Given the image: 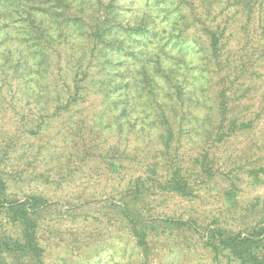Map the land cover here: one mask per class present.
<instances>
[{"label":"trees","instance_id":"16d2710c","mask_svg":"<svg viewBox=\"0 0 264 264\" xmlns=\"http://www.w3.org/2000/svg\"><path fill=\"white\" fill-rule=\"evenodd\" d=\"M119 1L0 0V73L20 77L32 88L35 106L39 105L35 117L38 122L27 129L29 134L37 132L53 102V113L63 114L79 104L89 90L102 93L98 126L109 125L110 122L104 125L103 119L112 116L114 123L110 126H117L118 131L124 127L133 131L139 124L145 131L157 130L162 171L157 170L159 163L155 162L146 176H137L123 187L120 202L115 203L147 259L149 239L171 230H198L192 217H153L145 209L149 205L146 200L156 192L196 197L173 154L177 153L181 138L204 144L195 162L204 174L211 176L214 169L208 158V140L222 141L236 129L253 126V120L237 123V119H230L227 132L220 131L227 114L223 90L214 111L218 123H212L213 106L207 101V86L213 74L221 75L225 62L220 59L224 48L222 33L210 20L215 22L216 15L229 5L240 6L249 18L257 5L264 24V0H201L204 9L199 14L191 11L187 0H126L127 13L118 18V10L123 7ZM139 1L145 8L137 7ZM213 4H217L216 9ZM201 15L210 23L205 24ZM191 28H200L207 43L191 33L185 35ZM122 33L134 40L125 42ZM243 70V66L239 68L241 74ZM171 113L180 114L176 125L179 139L169 120L174 116ZM6 154V150L0 152V165ZM109 166L117 171L120 164L112 161ZM260 172L264 173L263 167L247 171L252 183L261 180ZM5 174L0 168V214L17 227V234L0 233V257L13 264H47L37 239V227L48 201L40 194H29L24 199L11 197ZM226 195L232 201L234 191L228 190ZM204 236V246L216 259L224 257L234 264H264V224L246 232H231L214 225L205 229Z\"/></svg>","mask_w":264,"mask_h":264},{"label":"rangeland","instance_id":"374dc122","mask_svg":"<svg viewBox=\"0 0 264 264\" xmlns=\"http://www.w3.org/2000/svg\"><path fill=\"white\" fill-rule=\"evenodd\" d=\"M187 1L194 14L203 11L201 0ZM119 2L123 7L117 15L123 18L128 4L126 0ZM137 7L145 8V4L139 1ZM182 7L188 10L185 4ZM259 12L256 5L247 18L240 6L229 5L216 15L215 22L210 20L222 33L220 59L225 62L221 75L213 74L207 86L212 115L223 90L227 114L220 131L227 132L230 119H237V123L253 120V126L236 129L222 141L208 140V158L214 169L211 176L195 162L204 144L181 138L173 154L196 197L156 192L146 200L149 205L145 209L153 217H192L198 230H171L149 239L147 259L115 203L120 202L123 187L137 176H146L155 162L159 163L157 170L162 171L157 130L145 131L139 124L133 131L125 127L118 131L117 126H110L114 123L112 116H104L103 124L110 122L109 125L98 126L102 93L89 90L69 112L54 114L53 102L40 128L29 134L27 129L38 122L35 117L39 105L35 106L32 88L20 77L0 73V152L7 151L0 168L7 173L4 179L11 197L24 199L29 194H40L48 201L37 227L47 264H234L224 257L214 258L204 246V231L217 225L231 232H246L264 224V173H259L261 180L256 183L247 173L252 168H264V24ZM204 17L201 15V20L210 23ZM190 33L207 43L200 28L188 29L185 35ZM122 36L127 43L134 40L124 33ZM60 67L64 68L63 59ZM67 79L72 91L68 76ZM179 115L169 118L177 139ZM217 119L215 114L213 125H217ZM112 161L120 164L117 171L109 166ZM228 190L234 191L232 201L227 199ZM0 233L17 234V227L7 223L1 214ZM13 263L0 257V264Z\"/></svg>","mask_w":264,"mask_h":264}]
</instances>
